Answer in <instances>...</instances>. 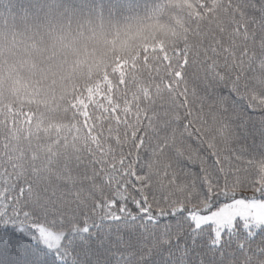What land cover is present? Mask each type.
I'll return each instance as SVG.
<instances>
[{
    "label": "snow or ice",
    "instance_id": "snow-or-ice-1",
    "mask_svg": "<svg viewBox=\"0 0 264 264\" xmlns=\"http://www.w3.org/2000/svg\"><path fill=\"white\" fill-rule=\"evenodd\" d=\"M180 2L170 43L85 90L71 144L0 158V264H264V0Z\"/></svg>",
    "mask_w": 264,
    "mask_h": 264
},
{
    "label": "trees",
    "instance_id": "trees-1",
    "mask_svg": "<svg viewBox=\"0 0 264 264\" xmlns=\"http://www.w3.org/2000/svg\"><path fill=\"white\" fill-rule=\"evenodd\" d=\"M145 3L153 7L155 14L142 13V29L135 37V48L127 42L120 45L119 50L130 53L127 59L140 55L145 45L170 43L171 30L183 25L189 11L180 0ZM22 7V0H0V15L12 16ZM108 43L115 46L117 41ZM83 51L84 56L66 68L41 69L39 74H0V158L9 153L31 156L58 147L63 150L65 138L72 143L80 119L76 114L79 98L105 73L112 74L118 58L125 59L117 55L114 64L109 63L103 39L91 50L85 45Z\"/></svg>",
    "mask_w": 264,
    "mask_h": 264
},
{
    "label": "clouds",
    "instance_id": "clouds-1",
    "mask_svg": "<svg viewBox=\"0 0 264 264\" xmlns=\"http://www.w3.org/2000/svg\"><path fill=\"white\" fill-rule=\"evenodd\" d=\"M109 0H22L23 7L12 16L0 15V74H39L41 69L67 67L84 56L99 40L105 41L107 60L125 59L119 50L127 42L135 48L142 29L129 14L115 15L98 7ZM117 41L116 45L108 43ZM117 50H113V48Z\"/></svg>",
    "mask_w": 264,
    "mask_h": 264
}]
</instances>
